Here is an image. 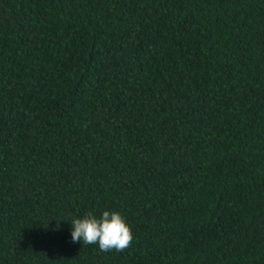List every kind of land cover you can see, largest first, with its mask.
I'll return each instance as SVG.
<instances>
[{
	"label": "trees",
	"instance_id": "1",
	"mask_svg": "<svg viewBox=\"0 0 264 264\" xmlns=\"http://www.w3.org/2000/svg\"><path fill=\"white\" fill-rule=\"evenodd\" d=\"M0 264H264V0H0Z\"/></svg>",
	"mask_w": 264,
	"mask_h": 264
},
{
	"label": "clouds",
	"instance_id": "2",
	"mask_svg": "<svg viewBox=\"0 0 264 264\" xmlns=\"http://www.w3.org/2000/svg\"><path fill=\"white\" fill-rule=\"evenodd\" d=\"M71 241L97 245L102 252H123L131 247L134 236L125 218L116 211L96 216L88 213L71 221Z\"/></svg>",
	"mask_w": 264,
	"mask_h": 264
}]
</instances>
